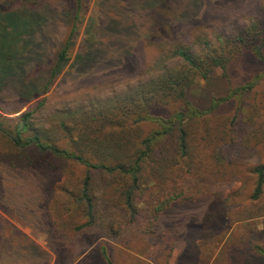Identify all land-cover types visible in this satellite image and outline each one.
Here are the masks:
<instances>
[{"label": "rangeland", "instance_id": "obj_1", "mask_svg": "<svg viewBox=\"0 0 264 264\" xmlns=\"http://www.w3.org/2000/svg\"><path fill=\"white\" fill-rule=\"evenodd\" d=\"M37 4L32 9L44 11L39 13L43 23L30 18V24L42 23L36 39L44 56L30 64L29 80L46 81V69L75 24L71 58L48 91L31 101L6 82L0 114L13 119L7 124H16L22 112L36 108V131L62 147L69 146V139L61 121L69 127L102 106H119L109 99L124 98L163 67L174 65L175 59L168 57L171 46L201 37L212 41L264 12V0H83L74 19V0ZM170 9V30L157 34ZM184 9L188 11L180 13ZM262 67L245 54L229 64L226 75L218 70L211 82L198 81L189 93L191 106L173 100L154 109L165 127L158 119L140 122L133 140L161 132V144L141 179L134 212L123 204L119 180L97 171L91 194L95 225L79 227L87 222L78 203L85 166L18 150L0 138L1 239L11 232L27 236L49 253V264H83L87 255L88 264H106L102 248L113 264H264L257 249L264 248V193L259 200L252 198L255 168L264 164V78L213 111L193 114L195 108L207 109L230 95ZM177 111L185 116L171 127ZM170 127L166 137L162 131ZM9 238L0 264H28L32 256L15 242L22 239L13 237L10 243Z\"/></svg>", "mask_w": 264, "mask_h": 264}, {"label": "trees", "instance_id": "obj_2", "mask_svg": "<svg viewBox=\"0 0 264 264\" xmlns=\"http://www.w3.org/2000/svg\"><path fill=\"white\" fill-rule=\"evenodd\" d=\"M37 1L39 0H0V92L6 82L11 81L17 90L22 91L27 101L45 94L65 68L71 58V46L77 30L74 24L68 38L46 69V81L41 78H38V81L29 80L28 71L32 67L30 64L34 65L35 62L43 61L44 56L37 48L40 45L39 40L36 39L38 27L43 23V17L39 13L44 14V11L32 9V6L38 5ZM143 1H150L151 4H162L164 1L172 3V0ZM74 2L77 7L74 19H77L83 0H74ZM146 4L149 5V3ZM170 10V17L165 19V24L154 31L157 34L170 30L171 19L174 18V12ZM184 11L188 10L184 9L182 12L180 10V13ZM30 18L42 22L41 25L36 21L32 26ZM228 33L226 35L218 33L212 41L201 37L199 41L192 44L185 42L174 44L168 51V57L175 59L174 65L163 67L157 76L143 81L144 83H140L138 88L126 94L124 98L116 95L109 99L110 104L119 106H110V109L102 106L69 127L66 122L61 121L60 127L64 129L65 136L69 139V146H59L49 141L43 131H36L37 128L32 124L36 108L22 112L16 124H7L6 122L11 118L0 114V138L5 139L18 150H34L40 154H51L85 166L87 173L82 183L78 203L79 206L82 205L87 222L79 226L80 228L95 225L91 194L94 172L97 171L105 172L119 180L123 204L127 211L134 212L137 192L141 189V179L151 161L158 155L159 143L161 144L158 138L160 131L135 142L133 140L135 127L148 119H158L165 127L166 121L155 117L154 109L165 107L173 100L183 101L186 106H191L189 93L195 89L198 81L211 82L218 70L226 75L229 64L245 54L252 55L263 65L260 72L243 85L233 89L230 95L222 96L209 108L202 110L195 108L193 114L200 115L213 111L221 102L228 101L232 95L250 92L264 78V12L248 24ZM94 36L98 37L97 31ZM36 48V53L33 54ZM82 57L81 55L80 58ZM172 116L171 127H175L176 122L182 121L185 115L184 112L177 111ZM171 127L162 131L167 135L166 137L171 135ZM181 131L183 136L180 148L185 154L187 144L182 128ZM255 174L252 198L259 200L264 193V164L255 168ZM2 231L0 227V259L4 256L1 250H5L9 241L7 240L9 237L1 239ZM10 234V243L13 242V237L22 239L21 242H15L18 249L28 251L29 256H32L28 264H49L47 251L42 250L34 241L19 232ZM257 249L264 256V248L258 246ZM101 253L106 264H113L105 248H102ZM14 255L13 258L18 263L16 258L18 252H14ZM9 257L12 258V256ZM89 259V255L84 257L83 264H88Z\"/></svg>", "mask_w": 264, "mask_h": 264}]
</instances>
